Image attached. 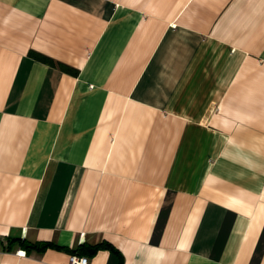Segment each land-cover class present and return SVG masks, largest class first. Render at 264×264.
Instances as JSON below:
<instances>
[{
  "label": "crops",
  "instance_id": "obj_1",
  "mask_svg": "<svg viewBox=\"0 0 264 264\" xmlns=\"http://www.w3.org/2000/svg\"><path fill=\"white\" fill-rule=\"evenodd\" d=\"M101 240L264 264V0H0V264Z\"/></svg>",
  "mask_w": 264,
  "mask_h": 264
},
{
  "label": "trees",
  "instance_id": "obj_2",
  "mask_svg": "<svg viewBox=\"0 0 264 264\" xmlns=\"http://www.w3.org/2000/svg\"><path fill=\"white\" fill-rule=\"evenodd\" d=\"M30 54L32 57L39 59L43 62H46L50 65H56L57 64L63 70H68V67L65 66L64 64H61L59 62L57 63L53 59H51L50 57H47L41 53L31 51ZM6 240L10 241V242H17L18 244L23 246L26 251H29L31 249L42 250L43 248H46L48 246L59 247L53 242L40 241V242L33 243V242L28 241L26 238H21V237H16V238L15 237H13V238L6 237ZM102 248H108L113 252H118L117 249L111 243H109L106 240H101V241L96 242V243L84 242V243L78 245L76 248L72 249L71 251H73L74 253H76L77 255H80V256L81 255L92 256L97 250L102 249Z\"/></svg>",
  "mask_w": 264,
  "mask_h": 264
},
{
  "label": "built area",
  "instance_id": "obj_3",
  "mask_svg": "<svg viewBox=\"0 0 264 264\" xmlns=\"http://www.w3.org/2000/svg\"><path fill=\"white\" fill-rule=\"evenodd\" d=\"M68 264H89V260L86 256L72 255Z\"/></svg>",
  "mask_w": 264,
  "mask_h": 264
}]
</instances>
